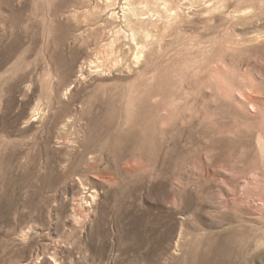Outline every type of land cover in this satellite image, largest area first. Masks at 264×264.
<instances>
[{
    "label": "rangeland",
    "instance_id": "1",
    "mask_svg": "<svg viewBox=\"0 0 264 264\" xmlns=\"http://www.w3.org/2000/svg\"><path fill=\"white\" fill-rule=\"evenodd\" d=\"M103 1L0 0V264H264V0Z\"/></svg>",
    "mask_w": 264,
    "mask_h": 264
},
{
    "label": "bare ground",
    "instance_id": "2",
    "mask_svg": "<svg viewBox=\"0 0 264 264\" xmlns=\"http://www.w3.org/2000/svg\"><path fill=\"white\" fill-rule=\"evenodd\" d=\"M134 1L135 0H126V7H124L123 8V11H124V17H125V19L126 20H129V23L130 24H128L129 26H134V23H133V20L132 19H130L131 17H135L136 18V20H138L139 22H142V18H141V12H140V9H139V7H141V5L137 8L136 6H135V3H134ZM139 1V0H138ZM147 1V0H146ZM156 2H155V4H156V6L158 7V9L160 8V6H161V8H162V10H164V12H168V22L169 23H171L172 22V20L173 19H175L176 17H177V15H178V12H176L175 10H174V7L171 5V3L169 2L170 0H155ZM175 1V0H174ZM216 1V0H215ZM137 3H139V2H137ZM142 3V2H141ZM141 3H139V4H141ZM145 4H146V2H144ZM224 3H225V0H217V2H215V5L217 6V9H220V8H222L223 6H224ZM146 5H148V4H146ZM146 5H145V7H146ZM175 5V4H174ZM111 5H110V2L109 1H103V2H100V7L101 8H107V7H110ZM143 6V5H142ZM144 7V6H143ZM209 6L208 7H204L203 8V11L205 10H209ZM142 9V8H141ZM160 10V9H159ZM158 10V11H159ZM161 10V11H162ZM142 11V10H141ZM148 11H149V9H148ZM175 11V12H174ZM99 12V11H98ZM146 11H144V13H145ZM207 12H209V11H207ZM99 14V13H98ZM145 14H147V13H145ZM144 14V15H145ZM96 15V14H95ZM143 16V15H142ZM150 18V17H149ZM125 23H126V21H125ZM132 23H133V25H132ZM168 23V24H169ZM127 24V23H126ZM166 24V23H165ZM136 29L135 28H132L131 27V36H132V41H133V43H136V45H134V46H136L135 48H133V50H134V54H135V58H134V60L132 61V64H135V65H137L138 63H140V61H141V59H142V57H143V53H145V51H144V45H142L141 44V41H138V34L136 33V31H135ZM128 37V36H127ZM130 40V39H129ZM122 53V52H121ZM111 52L110 51H107V52H105V57H106V59H107V62H108V60H110V56H111ZM123 54V53H122ZM117 61V60H116ZM111 63V66L112 67H116L118 64L117 63H113L112 61L110 62ZM120 64V63H119ZM122 64H124V61H123V63ZM121 64V65H122ZM90 68H89V67ZM87 67H83L82 68V70H81V77H83V79H85L86 78V75H87V73H90L91 74V69L93 68V67H95V68H98L99 69V67H101L100 65H97V64H95V62L94 61H91L90 63H89V65H88ZM131 64H129L128 63V61L123 65V69L125 70H127V69H131ZM121 71V70H120ZM128 72V71H127ZM91 198H93L94 200H95V198L97 197V194H96V192H93V194L90 196Z\"/></svg>",
    "mask_w": 264,
    "mask_h": 264
}]
</instances>
